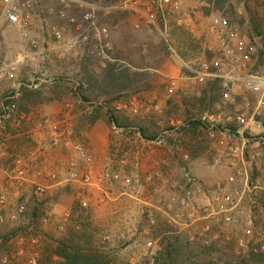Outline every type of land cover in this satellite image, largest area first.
I'll return each mask as SVG.
<instances>
[{
	"label": "rangeland",
	"instance_id": "rangeland-1",
	"mask_svg": "<svg viewBox=\"0 0 264 264\" xmlns=\"http://www.w3.org/2000/svg\"><path fill=\"white\" fill-rule=\"evenodd\" d=\"M77 1L83 5L73 3L70 15L81 20L83 13L91 11L94 16L93 24H85L82 30L92 35L107 29L100 59L85 50L76 55L69 51L65 44L75 29L47 13L48 7H57V0H39L34 5L28 31L38 41L37 49L29 46L19 27L0 22V72L9 60L20 55L26 58L14 76L0 79V116L3 106L11 102L8 98L17 92L13 97L17 108L9 118L0 117V190L7 198L1 211L0 264H26L30 259L36 264H52L46 259L45 242L63 237L73 225L70 214L81 199L103 240L114 250L111 264H154L158 243L151 236L152 225L165 223L167 235L176 236V222L182 223L181 230L188 238L194 236L189 239L191 262L264 264V252L260 251L264 247V214L252 207L264 200V142L256 134H245L249 140L240 153L230 149L242 144L234 132L222 133L228 114L242 112L250 117L258 96L239 82L233 90L235 106L222 98L207 103L204 111H191L196 118L212 116L210 122L217 129L214 138L208 130H199L190 143L188 127L181 125L184 108L180 104L183 96L193 97V90L202 85L186 72L185 65L192 63L197 68L202 61L181 59L170 37L165 42L149 25L144 13L151 10L161 29L155 0ZM230 4L233 7L229 9ZM166 12L175 14L169 9ZM177 13L176 17L191 23L187 28L199 39L193 47L200 59L220 52L224 41L220 31L200 29L199 19L216 22L224 15L246 40L256 36L251 21L264 33V0H229L223 10L212 9L208 0H183ZM54 26H65L64 41L54 39ZM110 66H115L114 78L107 72ZM258 67L251 69L264 77V64ZM118 78L121 80L116 82ZM172 80L177 81V88L168 95L165 88ZM23 87L36 93L35 103L22 101ZM106 108L120 110L135 122L151 119L175 129L149 142L137 132L109 125ZM167 112L173 113L169 119ZM260 120L264 124V109ZM59 131L63 137L55 145L53 139ZM77 147L90 158L87 166L93 184L63 178L49 183L46 192L34 196V203L27 205L23 214L10 219L19 203L18 189L35 195L27 180L34 182L38 170L66 171L70 163L78 169L83 166ZM116 166L121 170L114 178ZM11 183L15 187H10ZM225 192L243 193L233 213L235 222L230 224L217 222L218 216L210 215L212 196ZM33 233L38 239L31 238ZM19 237L26 242L21 256L16 243ZM3 257L7 263L2 262Z\"/></svg>",
	"mask_w": 264,
	"mask_h": 264
},
{
	"label": "built area",
	"instance_id": "built-area-1",
	"mask_svg": "<svg viewBox=\"0 0 264 264\" xmlns=\"http://www.w3.org/2000/svg\"><path fill=\"white\" fill-rule=\"evenodd\" d=\"M112 1V0H107ZM183 0H155L157 5V10L163 12L165 8H170L172 11H180ZM39 0H1V13H0V22H5L10 25H14L19 27L22 30L23 37L27 40L29 46L33 49H37L38 41L30 36L28 28L30 26L31 18H32V10L34 5L37 4ZM78 3L80 6L83 3L78 2L77 0H57V7H48V14H55L61 21H64L67 25L73 27L75 29V34L66 41V46L73 54H77V52L81 50H85L96 58H101L103 56V50L106 48L105 43L102 44L103 38L102 36H107V29L102 28L101 30H96L92 35L86 33L82 30V27L85 24H93V12L86 11L81 16V20H79L76 16L70 15L69 11L72 9V4ZM141 14V12H139ZM144 16L148 20L149 25L154 28L159 36L165 41H168V28L165 25L163 29L157 27L156 23V13L148 10L144 13ZM217 23V24H216ZM177 25L190 27L191 23L187 22L184 18L177 19ZM197 25L200 29L208 28L210 32L218 33L220 31L222 40L224 41L223 48L220 52H215L214 57L208 61H202L201 64L196 68L193 66H188L187 69L193 74V79L197 81L199 85H206L208 82H212L213 88L215 91H219L222 94L223 100L231 105H236V97L234 95V87L237 83L241 82L245 89L258 96V103L250 115L247 117L246 114L242 112H236L228 114L226 117L225 129L222 133H230V127H236V130L233 135L237 136L242 144H236L230 149H235L240 153H243V149L246 146L249 140V137H246L245 134L251 136L252 134L258 135L264 142V124L260 120L262 110L264 109V77L259 76L258 74L252 71V66L254 65V58L258 55V46L262 43V39H255L254 42H250L246 40L243 36L239 34V32L231 26L230 21L226 18H221L215 21H208L199 19L197 21ZM218 26L221 28L220 30L216 29ZM65 26L52 28V35L57 41H64L65 39ZM224 36V37H223ZM222 41V43H223ZM209 51H212L210 47H208ZM222 52V54H221ZM26 62V58L22 55L17 58L9 60L7 63V67L5 70L0 72V79H8L15 75L18 70L19 65H22ZM101 66H105L104 63H101ZM177 88V81H170L167 83L165 92L170 95L173 94ZM17 94V92H16ZM15 94V96H16ZM193 94L197 97L202 95V90L197 88L193 90ZM9 97L11 100L8 104H5L2 108V115L0 116L3 119H7L10 117V113L17 108V103L13 97ZM136 110H134V114H136ZM212 116H201V121L205 122L209 128L208 132L212 138L215 137L214 131L216 126L210 122ZM63 137V133L61 131L56 133V137L53 139L54 144L56 145L58 140ZM77 154L81 161L83 162V166L78 169L77 164L70 163L68 170L63 171L61 169H53V170H38L35 173V181L24 179V181L31 182V188L34 190V194L28 193L23 189H18L17 195L19 198V203L16 205L15 210L10 215V219H16L19 215H21L25 207L33 201L34 196L43 195L46 192L47 184L58 182L63 178V180H69L74 182H81L86 185L93 184L92 174L88 169V163L90 162V158L85 155L84 151L81 147H77ZM188 157H185V160ZM22 162V160H20ZM117 171L113 174L114 178L118 177V173L121 170L120 166H116ZM10 187H15L12 183ZM244 187L248 188L247 184ZM244 193V191H243ZM243 193L240 195L242 196ZM239 193L236 192L234 195L229 193L215 194L211 200L214 204V208H212V212L210 215L215 216L217 222L222 224H230L235 222L233 217L234 210L237 209V206L240 201ZM7 203L6 194L0 190V223L4 221V217L1 215V211L3 209L2 205ZM78 207L80 209H86V202L81 199L78 202ZM69 217V215H67ZM178 228L182 229V225L180 223H175ZM206 231V228L203 229ZM119 240L121 238H118ZM191 240H194V237H191ZM18 249L20 250L18 255L21 256L24 252L25 247V239L22 237L17 238L16 240ZM241 246L244 245V241L242 239L239 240ZM261 252H264V247L261 248ZM3 263H7V257L2 258ZM26 264H36L34 259L28 260Z\"/></svg>",
	"mask_w": 264,
	"mask_h": 264
},
{
	"label": "trees",
	"instance_id": "trees-1",
	"mask_svg": "<svg viewBox=\"0 0 264 264\" xmlns=\"http://www.w3.org/2000/svg\"><path fill=\"white\" fill-rule=\"evenodd\" d=\"M208 1L212 5V9L223 10L225 7H227V4H229V0ZM231 7L233 6L230 4L229 9ZM168 9L170 10V8ZM168 9L165 8L163 12L157 10V14H159L158 20L161 29H163L165 25L167 26L168 36L173 41L175 51L180 56V58L187 61L196 58L198 59V61L211 60L215 56L214 54H211L210 56L208 54H205L203 56V59H200L198 54H196L197 56H195L194 53H196V50L194 49L193 44L199 42V39H197V37L192 33V31L189 30V28L177 25V19L179 16L176 17L175 14L178 13L176 11L170 10L171 12L175 13L170 16L166 12V10ZM222 17L227 18L224 15H222ZM251 24L254 25L253 30L256 33V36L247 40L250 42H254L255 39H262V43L258 46V55L256 58H254L253 65L254 69H258V66H263L264 64V33L259 31L254 21H251ZM236 26L235 28H237ZM232 27L234 26L232 25ZM200 49L201 48L199 47L198 51ZM256 60L257 67L255 65ZM190 65L193 67L196 66L192 63H190ZM114 67L115 66H110L109 68H107V72L111 73V75L109 76L110 78L115 77L116 70ZM185 70L191 77H193V74L187 68H185ZM119 80H121V78L115 79L116 82H118ZM200 87V89L202 90V95L200 97H197L193 94V97L187 98L182 95L183 99L181 100L180 104L184 108V119L181 125L182 128L188 127L187 131L190 134V143L196 140L193 137L199 130H208L209 128V126L205 122H202L200 118H196L195 114L191 115V111H204L205 105H207V103H214L217 100L222 101L221 92L214 90L212 82H208L206 85H202ZM23 89L22 101L26 102L27 104H30L32 102L35 103L34 97L36 96V93H34L33 91H28V88L25 87H23ZM22 107L23 104H21V109ZM98 107L102 110L105 109L101 105H98ZM170 115L172 116L173 113L167 112L165 117L169 119L168 116ZM106 120L109 125H112L117 129L137 132L143 140L149 142H154L158 140L159 136L164 132H170L175 129L166 127L164 128L151 119L149 121L143 120L141 122H135L124 113H122V111L116 109L106 110ZM230 129L231 131L235 132L236 127L231 126ZM188 148H190V146ZM187 156L189 157V155ZM191 157H195L194 153L191 154ZM187 160L188 159L184 161ZM198 189L201 188H197V190ZM32 203H34V200L29 204ZM252 207L253 209H260L264 214V200L254 202ZM178 213L179 212H177V215ZM70 215L71 218H73V225L67 227V231L63 232V237H60L57 240L50 238L49 240H47V242H45L44 250L45 255L48 257L46 259H49L52 264H111L114 261V250L110 249V244H106L105 239L103 240L101 230L97 225H95V222L92 220V214L90 215L88 210L80 209L77 206V209H74L73 212L71 211ZM173 215H175V210ZM76 219L79 220L77 221ZM152 226L151 236L153 240L157 241L158 243L157 250L153 257L154 264H197L196 262L190 261L191 255H189V250L191 244L189 242V239H191L192 236L188 238V236L183 233V230L178 228L176 224H174L173 231L174 233H176V236L167 235L169 231L165 223H158L156 226ZM75 227L78 228L75 229ZM30 236L31 238H37V235L34 233L30 234ZM119 241H123V239ZM119 244L120 243H117L116 245Z\"/></svg>",
	"mask_w": 264,
	"mask_h": 264
}]
</instances>
